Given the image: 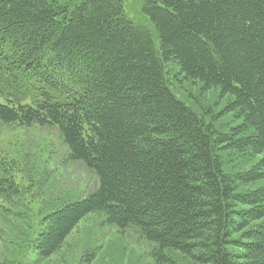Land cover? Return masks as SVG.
Listing matches in <instances>:
<instances>
[{"label": "trees", "instance_id": "obj_1", "mask_svg": "<svg viewBox=\"0 0 264 264\" xmlns=\"http://www.w3.org/2000/svg\"><path fill=\"white\" fill-rule=\"evenodd\" d=\"M156 37L123 0H0V121L57 125L99 187L45 215L34 245L61 249L101 211L137 226L159 264H264V0H145ZM228 97L216 133L166 66ZM257 157L228 173L214 146Z\"/></svg>", "mask_w": 264, "mask_h": 264}, {"label": "rangeland", "instance_id": "obj_2", "mask_svg": "<svg viewBox=\"0 0 264 264\" xmlns=\"http://www.w3.org/2000/svg\"><path fill=\"white\" fill-rule=\"evenodd\" d=\"M144 1L123 0L124 10L156 37ZM166 75L174 94L217 134L240 122L233 113L220 114L229 99L221 98L216 88L206 91L201 83L185 80L172 64L166 66ZM214 152L230 174L247 170L257 160L216 145ZM99 184L93 169L71 157L57 125L0 121V264H159L156 244L137 226L119 229L101 211L82 219L59 251L49 257L39 254L34 239L44 216L87 197ZM167 255L176 264H197L177 251Z\"/></svg>", "mask_w": 264, "mask_h": 264}]
</instances>
